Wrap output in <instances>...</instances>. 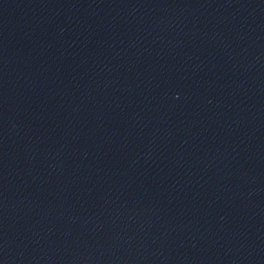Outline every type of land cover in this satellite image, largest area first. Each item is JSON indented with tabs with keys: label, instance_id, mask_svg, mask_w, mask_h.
Returning a JSON list of instances; mask_svg holds the SVG:
<instances>
[{
	"label": "water",
	"instance_id": "water-1",
	"mask_svg": "<svg viewBox=\"0 0 264 264\" xmlns=\"http://www.w3.org/2000/svg\"><path fill=\"white\" fill-rule=\"evenodd\" d=\"M0 264H264V0H0Z\"/></svg>",
	"mask_w": 264,
	"mask_h": 264
}]
</instances>
